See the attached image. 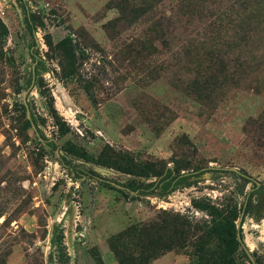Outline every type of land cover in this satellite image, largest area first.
I'll use <instances>...</instances> for the list:
<instances>
[{"label": "rangeland", "instance_id": "rangeland-1", "mask_svg": "<svg viewBox=\"0 0 264 264\" xmlns=\"http://www.w3.org/2000/svg\"><path fill=\"white\" fill-rule=\"evenodd\" d=\"M232 2L0 0V264H59L58 242L61 264H96L97 255L118 264L112 234L161 209L206 218L192 197L220 195L210 174L164 198L131 199L93 179L73 181L58 152L70 144L96 155L108 143L166 160L194 146L204 164L243 168L264 181V30L249 43L238 39L252 25L264 28V0L253 5L256 22L249 9L237 21ZM28 12L47 65L37 84L30 83ZM47 33L54 43L72 34L76 75L63 71ZM238 63L249 65L248 76L238 86L214 85L213 107L188 92L220 65L236 76ZM243 235L264 264V219L246 217ZM189 263L175 250L152 261Z\"/></svg>", "mask_w": 264, "mask_h": 264}, {"label": "trees", "instance_id": "trees-1", "mask_svg": "<svg viewBox=\"0 0 264 264\" xmlns=\"http://www.w3.org/2000/svg\"><path fill=\"white\" fill-rule=\"evenodd\" d=\"M256 2L233 0L237 21L241 20L239 14L249 9L247 19L256 22L259 17V11L254 10ZM23 22L33 38L29 45L32 60L30 83L33 81V84H37L41 74L47 70L46 60L40 55L35 39L38 24L29 12L25 14ZM260 30L264 28L252 25L249 27L250 34H243L238 39L249 43ZM45 43L60 59L63 71L68 70V75H76L78 65L72 34L68 33L54 43L47 33ZM263 62L260 61V64ZM237 66L240 71L236 72V76L229 77L225 65H220L205 80L191 82L188 92L202 104L213 107L216 103L213 98L214 85L221 87L235 80L233 86H238L248 76L246 68L249 65L238 63ZM26 123L31 127L28 120ZM196 151L193 146L186 157L175 155L166 160L138 156L108 143L96 155L72 144L58 150L59 162L73 181L93 179L104 187L121 191L131 199L164 198L178 189L204 182L205 174H210L212 182L220 185V195L216 200L208 197L191 199L192 207L202 211L206 218L196 220L187 214L161 209L149 221L132 223L112 234L107 243L118 264H152L159 255L172 250L186 252L190 257L189 264H261L259 256L249 251L244 242L243 223L249 216L264 219V181L256 180L243 168L204 164V159ZM98 168L114 170L124 178L120 180L104 176ZM55 246L59 254L57 261L61 264L63 247L61 242ZM96 264H104L99 255L96 256Z\"/></svg>", "mask_w": 264, "mask_h": 264}, {"label": "water", "instance_id": "water-1", "mask_svg": "<svg viewBox=\"0 0 264 264\" xmlns=\"http://www.w3.org/2000/svg\"><path fill=\"white\" fill-rule=\"evenodd\" d=\"M32 84H33V81H32ZM28 117H29V115H28ZM238 239L240 240V236L238 235Z\"/></svg>", "mask_w": 264, "mask_h": 264}, {"label": "built area", "instance_id": "built-area-1", "mask_svg": "<svg viewBox=\"0 0 264 264\" xmlns=\"http://www.w3.org/2000/svg\"><path fill=\"white\" fill-rule=\"evenodd\" d=\"M2 13H4V11H1Z\"/></svg>", "mask_w": 264, "mask_h": 264}]
</instances>
